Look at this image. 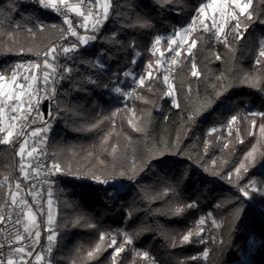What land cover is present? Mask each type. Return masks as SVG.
<instances>
[{
    "label": "trees",
    "instance_id": "16d2710c",
    "mask_svg": "<svg viewBox=\"0 0 264 264\" xmlns=\"http://www.w3.org/2000/svg\"><path fill=\"white\" fill-rule=\"evenodd\" d=\"M207 1L111 0L109 18L95 33L97 39L64 55L60 49L76 38L65 34V23L53 10H44L36 0H0V74L10 76L20 63L57 49L56 91L46 96L52 113L46 118L51 125L46 142L50 161L77 174L96 168L107 180L121 172L135 177L129 180L124 175L128 183L123 189L81 176L51 178L58 233L50 255L53 264H149L131 249L113 260L109 244L114 237L122 240L118 230L122 225L136 236V248L157 264H199L197 256L205 251L206 264H244L251 234L261 243L249 254L250 260L264 264V195L242 197L238 187L254 180L259 188L264 181V134L259 132L264 116L246 113L247 109L264 113V60L254 64L264 38V0H252L251 21L239 15L240 39L234 38V20L227 45L211 31L194 33L198 43L193 55L183 50L172 71L179 107L166 97L161 68L134 89L127 104L115 100L110 91L124 72L152 63L155 39L187 26ZM137 17L150 26H139ZM87 61L99 63L92 68ZM193 62L199 78L191 75ZM64 66L73 71L64 72ZM245 75L259 81L258 86L245 83ZM222 86L227 91L216 97ZM233 116L237 123L230 133L210 132ZM220 138L225 139L224 146ZM254 147L255 159L248 166L252 158L245 157ZM152 153L163 155L141 170ZM241 163L247 171H236ZM20 166L10 143L0 144V185L5 177L8 184L23 180ZM166 188L168 195L162 196ZM8 190L0 187V206ZM190 202L197 206L175 213ZM209 214L217 227L210 229L205 243H195L198 222ZM189 231L192 240L182 242ZM97 245L101 251L89 257Z\"/></svg>",
    "mask_w": 264,
    "mask_h": 264
},
{
    "label": "snow or ice",
    "instance_id": "6c2138e0",
    "mask_svg": "<svg viewBox=\"0 0 264 264\" xmlns=\"http://www.w3.org/2000/svg\"><path fill=\"white\" fill-rule=\"evenodd\" d=\"M36 3L44 10H53L59 14H61L64 17V23L68 25L67 31L72 37H75L76 40L75 42H72L69 44V46L62 47L60 49V52L63 53L64 55H67L69 53H74L78 52L79 46H87L90 41H95L97 39L95 33L99 31V29L103 26V22L107 21L109 18V11L112 8V3L111 0H79V3L77 4H69V0H36ZM229 4L233 5L235 8L239 9V14L240 16H246V19L248 21L252 20V14L249 12V9L252 7V0H246V2H243V0H211V3H206L202 6H200L196 13L194 14V19L192 21V26L183 28V37L181 38V41L178 43L175 38L171 39L169 44H168V50L169 51H174L175 56L179 57L181 55V48L183 44L188 43L190 40V44L187 48V55L192 56L193 55V49L197 47V39L192 38V32L195 30V22L196 20H200L201 25L203 26V31L204 32H209L211 29H209L208 24L205 23V20L209 19V14L206 11V9H212V17L210 18L211 20V26L212 29H216V31L213 33V35L216 38H223V42L227 45V40H228V35L225 32V24H220L217 25V20H216V15L217 13L219 14V17L223 20L226 16H229L231 20L236 21L235 25H233L232 31L235 33L234 38L235 39H240L243 37V32L239 31L241 29V22L239 19V16L237 15V12L235 10L228 11V6ZM81 5L84 6V9L82 10ZM93 7H95V12H93ZM119 7V5H117ZM11 11V9H9ZM72 12L75 13L76 16L82 18V23L79 24V27L85 28V31L88 32L90 31L92 34L91 35H80L76 31V29L72 26V20L68 17V13ZM137 22L139 26H150L146 20H143L141 17H137ZM89 24H90V29H89ZM40 30H43L44 26L43 25H38ZM244 30H247V25H244ZM28 31H31V29H28ZM179 33H175L174 35H178ZM161 43V38L157 37L155 39V44L159 45ZM172 45H177L176 49L172 48ZM163 55V53H161ZM43 56L45 59L43 60V65L45 67V71L43 73V86L46 89L45 94L48 96H52L55 94L56 88H55V74L57 69L53 66L52 63H49V60H52L53 62L56 61L57 59V49L56 47H51L48 49V51L43 53ZM216 59H220L219 55L216 56ZM264 60V38H262L261 41V47L258 49V54H257V59L254 61L255 65H260V63ZM135 62V61H133ZM87 63L90 64V67L96 68L97 63H92L90 61H87ZM172 63L175 64L177 61L175 59L172 60ZM18 68L20 67L19 65L17 66ZM34 68H40V64H34ZM100 67L102 68L103 65L100 64ZM192 70H191V75L193 77L199 78L200 72L197 69L196 64L193 62L192 63ZM149 68H151V64H149ZM47 69H52V72L50 73L47 71ZM64 72L71 73L73 69L69 66H64L63 67ZM123 75L129 76L131 73L129 72H124ZM152 73L149 71L147 73V78L151 79ZM10 80L11 84L15 85V88H12L9 86L7 89L3 86V82L5 80ZM29 79L35 80L36 77L33 76L31 78L29 77H24L25 81H28ZM51 79V83H50ZM60 79H64V76L61 75ZM133 79H137L136 77H133ZM164 81H168V77L164 76L163 77ZM18 75L15 70L12 71L11 76H7L6 74H0V119L3 118L5 110L8 109L10 113H17L18 111L22 110L24 107V104L27 103L28 109H32V104H31V95H29L28 101H23L22 97H24L25 92L23 89L27 86L29 88L32 87L31 83H28L27 85L25 83H18ZM243 80L245 83L249 84L251 87H257L259 84V81L249 78L247 75L243 77ZM138 82L140 86H144L145 84V76H140L138 78ZM92 83H95V81H92ZM174 87V86H173ZM117 92H121L122 95L123 93L120 88L115 89ZM264 91V89H261ZM39 91V90H37ZM189 91L191 89L189 88ZM227 91L226 87H221L220 90L217 91L216 97H219L220 95H223L224 92ZM166 95L168 96H173V92L171 90L166 92ZM175 102V101H174ZM211 103V101H209ZM175 106L179 107V103L175 102ZM31 115V111H29L27 114L24 115H10V123L7 125V129L5 128H0V133L6 132V135L0 139V144H9L11 143V138L14 135V129L16 128V121L23 119L27 120L28 116ZM37 115H42L40 113H37ZM48 115H52L51 112L48 113ZM252 115H260L264 116V113H252ZM237 117L233 116L232 121H236ZM44 123V127L42 129H37L33 130L30 135L32 137H36L38 134L42 133L41 135V143L46 142L47 140V134L51 128V125L47 123V121H42ZM32 123H35V119L32 120ZM131 123V121H130ZM96 124H93V127H96ZM252 126L255 127V121H252ZM259 132L261 134H264V124H262L259 127ZM254 134V133H250ZM107 139V138H105ZM242 142V141H241ZM27 144V141L24 142ZM227 145H225L226 147ZM115 151V148H113V152ZM257 151V149L254 147L245 157L247 160L248 158H252V161H250L248 166H251V163L254 162L255 157L253 154ZM37 152V147L35 144H33L32 148L30 151H27L25 146H20L18 155L21 157V166H20V171L23 174L24 179H28L30 174H35L38 175L39 171L41 170L39 167V163L37 159H34L33 161H30L26 166L23 164V159L25 157V154L27 157H33V154ZM163 153H152L149 157L148 160L144 162L141 166V170L145 166L151 165L153 161H158V157L162 156ZM262 156H264V153H261ZM33 163H37V168L33 169ZM26 169H32V173H30ZM240 169H245L247 171V166L244 163L240 164V167L236 169L237 172L240 171ZM47 171L48 175H71L72 173L67 170V169H61L60 165L58 163H53L49 167L44 169ZM121 176L127 175L125 172L120 173ZM90 179L98 180L99 183L101 184H107L109 181L107 179H99L96 176H90ZM127 178L129 180L134 179V175H127ZM5 183L3 185H0V187H7L9 189L7 198L3 200V206H0V225H4L6 223L11 224V228H7V235L5 236V243H0V264H27V258H30L33 256L32 251L27 250V246L23 245L22 242L25 241L26 237L31 238L33 235L39 239L40 237V232L37 230L34 233L32 232V229L36 227V213L32 211V206L29 205L28 200L26 198L20 197V193L22 191L21 185L19 182L15 184V189L16 191H11L12 186L7 183L8 178L5 177ZM47 182V181H46ZM54 183V181H53ZM257 181H250L246 182L245 185L243 186H238L239 187V193L242 195V197H246L251 199L252 198V193H257L259 192L261 195H264V181L260 182V187L257 188ZM35 185H31L28 189L27 194L32 195L33 200H36L37 197L39 196L38 192H33V189H35ZM169 189H165L161 192L162 196H167L168 195ZM171 191L175 193V188H171ZM47 204L49 205V208H51V205L53 203L51 196L52 192L51 189L49 188L47 191ZM18 197H20L18 199ZM197 205L195 202H190L183 207H177L175 209V213L179 214L184 211V208H195ZM12 208L13 212H7L6 209ZM25 209H27L25 211ZM15 215V219H13V216ZM48 220L47 223L49 225H52L55 223V220L53 218L52 212L49 210L48 213ZM213 223H215L213 221ZM200 225L205 224V220L202 218L199 220ZM0 231H5V229H0ZM49 234L47 235V240L50 242L49 246L47 248L48 253H51L53 251V245L57 241V235L58 233L53 230L52 228L48 229ZM203 229L200 228L197 232L196 235L202 236ZM193 235L192 231H189L187 234L182 236V242H190V239ZM105 239L104 235L100 236L101 242ZM222 243V242H221ZM132 244V236L128 235L127 233L124 234V243L121 245H117V241L115 238H112L109 244V247H113L114 251V257L113 260L115 261V257L119 256L120 253L125 251L124 245H131ZM13 245H18L16 247H13ZM8 248V252L6 253L4 251L5 248ZM101 251L100 246L97 245L96 248L93 251L88 252V256L92 257L95 254H98ZM208 252L205 251L203 253L204 257L206 258L208 256ZM137 255H143L144 258L148 257V253H137ZM35 260L37 261H44V256L43 255H36ZM45 264H52L51 259L47 260Z\"/></svg>",
    "mask_w": 264,
    "mask_h": 264
},
{
    "label": "rangeland",
    "instance_id": "374dc122",
    "mask_svg": "<svg viewBox=\"0 0 264 264\" xmlns=\"http://www.w3.org/2000/svg\"><path fill=\"white\" fill-rule=\"evenodd\" d=\"M243 2H246V0H243ZM206 3H211V0H208L204 4H206ZM204 4H202V5H204ZM232 10H235L237 12V15L238 16L240 15L239 14V9L238 8H235L233 5L229 4L228 11H232ZM206 11L209 14V19L208 20H205V23L208 24V27H209V29H211V32L214 33L216 31V29H212L211 20H210V18L212 17V9H206ZM93 12H95V7L93 8ZM68 17L72 20V26L76 29V31L78 32V34H80V35H91L92 34L90 31L86 32L85 31V28L78 26L79 24H81L83 22L81 17L76 16L75 13H72V12H69L68 13ZM216 20H217V25L225 24V32L227 33L228 28H229V24L232 21L231 18L229 16H226L222 20L219 17V14L217 13ZM74 21H76L77 23L74 24ZM104 22H103V24H104ZM65 26H66L65 34L67 36H71L69 34V32L67 31L68 25L65 24ZM190 26H192V22L189 23L185 27L177 28L176 30H174V31H172V32H170L168 34H164V35L159 36L161 38V43L159 45H156L155 44V41H154L153 46H152V49H151V53H152V56H153V61H152V63H150L151 64V68H149V64L143 70H135L134 68H131L129 71H127V72L131 73V75H129V76L123 75V77H122L121 80L116 79L115 86L110 90L111 91V94H112V97L115 100L122 99V102L124 104L129 103L131 101L132 92L134 90L133 89L131 91L130 90H127L126 89V86L127 85H133V87L135 86V88L138 87V85H139L138 78L140 76H142V75L145 76V83L148 82L150 79L147 78V73L150 71L152 73V77H153L154 74H155V71L157 69L161 68L164 71L165 76L168 77V81L165 82L166 83V86L168 88L167 91L171 90L173 92V96L166 95V97L171 100V102L173 103V105H175V102H178V100H177V95H176L175 88L173 87L174 86V83H173V78H172V71H173V68H174L175 64H177V63L173 64L172 63V60L175 59L178 62V57L175 56V52L174 51H169L168 50V44H169L170 40L173 39V38H175L177 40V42L179 43L181 41V38L183 37V31H182V29L183 28H186V27H190ZM88 27L90 29V24H89ZM200 29H203V26L201 25L200 20H196V22H195V30L192 32V38H194V33L197 32ZM175 33H179V34L178 35H174ZM91 42L92 41H90V43ZM190 42L191 41L189 40L188 43L183 44V46L181 48V52L183 50H186L187 51V48H188ZM176 47H177V45H172V48L173 49H176ZM193 51H194V49H193ZM161 53H163V55H161ZM138 59H139V56H136L135 63L138 61ZM35 60H37V59H35ZM23 63H25V62H23ZM20 64H22V63H20ZM55 68H56V66H55ZM133 77H136L137 79H133ZM136 83H138V84H136ZM116 88H120L121 91L123 93H125V94L122 95L121 92H117L115 90ZM246 113L252 114V113H257V112L256 111H252L250 109H247L246 110ZM117 114H118V111H115L114 112V115L118 117V120H117V122H118V121H120V119H119V115H117ZM257 114H259V113H257ZM235 117H237V116H235ZM236 123H237V120L236 121H232V118H230L227 123L220 124V125L214 127L210 132L211 133H218L219 134L222 131H226L227 133H230V131L236 126ZM40 124H41V122H39V121L36 120L35 123H33V125L27 131V134H29L30 131H32V130L38 128V127L41 128L42 126H39ZM118 134H119V132H118ZM15 136H16V128H15L14 135H13L12 139ZM220 142H221V146H224L225 139L224 138H220ZM29 146H31V145L29 144ZM53 163L54 162H51V164H53ZM76 175L77 176L84 177V178H89L90 176H96L99 179H104L103 176L101 175V173L96 168H87L85 172H82L80 174H77L76 173ZM55 176H57V175H55ZM94 181H96L97 183H99L98 180H94ZM108 181H109V183L110 182L117 183L119 185V189H123L125 187V185L128 183V179L126 177H123V176H117V177H115L113 179L110 178V179H108ZM15 182L16 183L17 182L20 183V180L19 179H15ZM52 183H53V181H52ZM13 184H14V180L10 183V185L13 186ZM51 192H52L51 199L53 201V203L51 205V208H49V205L47 204V200H48L47 193L44 194L41 197V199H40V206L37 207V208H32V211L34 213H36V218H37L36 219V227L32 229V232L34 233L35 231L38 230L40 232V234H41L39 238H42L43 236H45V233H46V236H45L46 242L42 244V247L43 248H48L49 243H50L47 240V235L49 234L48 229L49 228H52L53 230L56 231L57 206H56L55 199H54V183H53V188H52ZM49 210L52 212L53 218L55 220V223L52 224V225H49L47 223V220H48L47 213H48ZM202 218L205 220V224L204 225H200L199 222H198L199 228L201 227L203 229L202 236H198V235L195 234V237H196V239L198 241V242H195V243H198V244L205 243L206 239H208V237H209L208 235H209L210 229L217 227V223L214 221V219L212 218V215L211 214H209V215H202L200 219H202ZM42 220H43V223H42ZM213 221L215 223H213ZM118 230H119V232L121 234V239L122 240L119 241L117 237H114L115 240L117 241V245H121V244L124 243V234L127 233L128 235H131L132 236V244L131 245H124L125 250L126 249H131V250L134 251V253L136 255H137V253H141L142 254V253L145 252V251H142V250H139V249L136 248V246H135V237L136 236L131 231H128L123 225L122 226H119L118 227ZM190 240H192V237H191ZM260 243H261V240L258 237H256L254 234H251L250 235L249 246H248V253L245 256V258L243 259V263L244 264H254L250 260L249 254L251 252H255L259 248ZM203 253L204 252H201L197 256L198 257L197 259H198V263L199 264H206L207 257L205 258L204 255H203ZM43 254L45 255L46 253H40L39 255H43ZM140 256H143V255H140ZM145 259L148 260V263L149 264H157L154 261V259L152 257H150L149 255Z\"/></svg>",
    "mask_w": 264,
    "mask_h": 264
},
{
    "label": "built area",
    "instance_id": "2783aa9c",
    "mask_svg": "<svg viewBox=\"0 0 264 264\" xmlns=\"http://www.w3.org/2000/svg\"><path fill=\"white\" fill-rule=\"evenodd\" d=\"M79 3V0H69V4H77ZM82 10L84 9V6L81 5ZM94 8V7H93ZM86 11V10H85ZM54 13L60 17L63 21H64V17L55 12ZM43 53L41 52L39 53L36 58L41 60L43 58ZM30 60L25 61L26 63H29ZM43 78L39 79V81L37 82V84L34 87H31L28 94L26 95V97L24 98L23 101H28L29 99V95H31V104H32V109L29 110L28 109V105L27 103L24 104V107L22 110L18 111L17 113H10V115H24L27 114L29 111H31V115L28 116L27 120H17L16 123V136L11 140L10 143V147L13 151H15V153H17L18 148L20 147V141L26 136L27 131L29 130V128L33 125L32 120L35 119V121H39V117L44 115L43 111H42V104L43 101L46 98V89L43 86ZM138 84V83H136ZM137 86V85H136ZM133 90L135 89V86L132 88ZM39 90V91H37ZM37 113H40L42 115H37ZM41 122V121H39ZM38 160L39 163V167H40V171L38 175L35 174H30L28 179H24L23 174H22V179L20 180V185H21V193H20V197L26 198L28 200L29 205L32 206V208H37L40 206V199L41 197L47 193L48 189L50 188L52 190L53 188V183L51 178L53 177H57L55 175H48L47 171H45L44 169L47 168L50 164V156L47 150H41L38 152L37 157L35 158ZM37 168V163H33V169ZM28 170L30 173H32V169H26ZM71 178L76 177V173H72L71 175H68ZM23 181V182H22ZM47 181V182H46ZM15 179H14V184L11 188V191H16L15 189ZM31 185H35L36 188L33 189V192H38L39 196L37 197L36 200H33L32 195H28V189ZM9 191V190H8ZM8 194V192H7ZM7 194L5 199L7 198ZM18 197V199L20 198ZM1 206H3V203L1 204ZM27 209H25L26 211ZM7 212H13L12 208H8L6 209ZM13 219H15V215L13 216ZM7 228H11V224L6 223L4 225H0V229H5V231H0V243H5V236L7 235ZM46 242V239H44V237L37 239L34 235L29 239L26 237L25 241L22 242L23 245L27 246V250L28 251H32L33 256L30 258H27V264H45V262L50 258L51 253H48L47 248H43L42 244ZM18 245H13V247H16ZM4 251L7 253L8 252V248L6 247L4 249ZM40 253H46L44 256V261H37L35 260V256L39 255ZM52 261V260H51ZM53 264V262H52Z\"/></svg>",
    "mask_w": 264,
    "mask_h": 264
},
{
    "label": "crops",
    "instance_id": "0c3cea01",
    "mask_svg": "<svg viewBox=\"0 0 264 264\" xmlns=\"http://www.w3.org/2000/svg\"><path fill=\"white\" fill-rule=\"evenodd\" d=\"M36 59H37V58H36ZM44 59H45V57L43 56V58H42L41 60L37 59V60L29 61V63H26V62H25V63L19 64L20 67H19V68L17 67L16 70H15L16 73H17V75H18V80H17V82H18V83H25L26 85H27L28 83H31V84H32V87H34V86L37 84V82L39 81V79L43 78V73H44V71H45V67H44V65H43L42 62H43ZM49 63H52L53 66L55 67V64H54V62H53L52 60H49ZM34 64H40L41 67H40V68H34V67H33ZM47 71H49V72L51 73V72H52V69H47ZM11 75H12V74H11ZM11 75H10V76H11ZM33 76L36 77L35 80H31V79H29L28 81H25V80H24V77H29V78H31V77H33ZM50 80H51V79H50ZM3 86L5 87V89H7L9 86H11L12 88H15V85H14V84H11V81H10V80H7V79L3 82ZM29 90H30V88L27 87V86L23 89V91L25 92V95H24V97H22V100H24V98H25L26 95L28 94ZM49 112H50V111H49ZM49 116H50V115H49ZM9 117H10V111H9L8 109H6L3 118L0 119V128H5V129H7V125L10 123V119H9ZM45 120H46L45 115H43V117L40 116V117H39V121H41V124H40L39 126H42V127H41V128L38 127V128H36V129H34V130L42 129V128L45 126L44 123H43L42 121H45ZM13 131H15V129H14ZM32 131H33V130H32ZM32 131H30L29 134H27V135H26V136L20 141V146H25L26 153H27V151H30V150H31L33 144H35L36 147H37V152L33 154V157H27V155L25 154V157H24V159H23V164H24L25 166H26L30 161H33V160L37 157L38 152L40 151V149H41V150H42V149H43V150H46V142H47V140H46V142L41 143V135H43V134L40 133V134H38L36 137H32V136L30 135V133H31ZM5 135H6V132L0 133V139H2ZM11 140H12V138H11ZM25 141H27V144L24 143ZM29 144H30L31 146H29ZM18 151H19V148H18V150H17L16 155H17V157L20 159V162L22 163V161H21V157L18 155Z\"/></svg>",
    "mask_w": 264,
    "mask_h": 264
},
{
    "label": "water",
    "instance_id": "95a60500",
    "mask_svg": "<svg viewBox=\"0 0 264 264\" xmlns=\"http://www.w3.org/2000/svg\"><path fill=\"white\" fill-rule=\"evenodd\" d=\"M42 111L45 115V117H48V113L50 111V100L49 98H45V100L43 101V104H42Z\"/></svg>",
    "mask_w": 264,
    "mask_h": 264
}]
</instances>
